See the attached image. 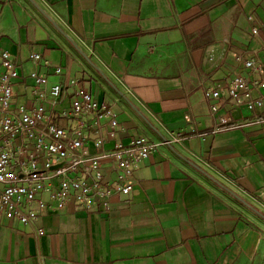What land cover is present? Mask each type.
<instances>
[{
  "label": "crops",
  "instance_id": "0c3cea01",
  "mask_svg": "<svg viewBox=\"0 0 264 264\" xmlns=\"http://www.w3.org/2000/svg\"><path fill=\"white\" fill-rule=\"evenodd\" d=\"M34 1L0 0V53L21 73L17 102L32 98L37 69L70 97L79 79L109 106L118 123L113 138L103 130L107 147L172 132L182 141L139 161L133 191L113 194L109 210L71 202L35 225L0 216V264H264V217L189 162L264 214V107L227 96L248 73L237 55L264 59V0ZM209 89L222 92L216 113ZM222 115L235 127L214 132ZM85 133L96 136L93 126Z\"/></svg>",
  "mask_w": 264,
  "mask_h": 264
},
{
  "label": "built area",
  "instance_id": "2783aa9c",
  "mask_svg": "<svg viewBox=\"0 0 264 264\" xmlns=\"http://www.w3.org/2000/svg\"><path fill=\"white\" fill-rule=\"evenodd\" d=\"M253 33H258L257 27ZM253 53L250 58L237 55L248 73L237 75L227 89L234 106L251 111L264 107V59L259 51ZM31 57L36 63L43 61L40 53ZM52 70L60 74L62 68ZM49 75L32 70L28 74L32 98L19 103L14 98L19 63L9 50L0 53V216L26 225H35L44 213L63 211L71 202L84 209L102 205L109 210L113 194L126 196L133 191L139 161L163 145L182 141L172 132L167 140L142 135L128 144L107 147L103 130L107 127L108 135L115 136L116 114L91 91L77 87L79 79L73 80L70 97L64 86L50 82ZM206 95L216 113L221 90L209 89ZM67 100L69 106L61 107ZM88 126L94 127L95 137L85 133ZM234 127L231 118L222 115L214 132ZM109 173L114 175L107 179Z\"/></svg>",
  "mask_w": 264,
  "mask_h": 264
},
{
  "label": "water",
  "instance_id": "95a60500",
  "mask_svg": "<svg viewBox=\"0 0 264 264\" xmlns=\"http://www.w3.org/2000/svg\"><path fill=\"white\" fill-rule=\"evenodd\" d=\"M35 5L36 2L34 0H31ZM59 28V27H58ZM61 30V29H59ZM62 31V30H61ZM63 32V31H62ZM66 34V33H65ZM66 36L71 40V42L75 45V47L83 54V56H85L87 58V60L93 65L96 66L93 61L91 60V58L89 56H87V54L78 46V44L68 35L66 34ZM148 121V120H147ZM149 122V121H148ZM165 140H167L165 138ZM171 145V144H170ZM189 162L195 167L197 168L199 171H201L202 173H204L206 176L210 177L211 179H213L214 181H216L217 183H219L222 187H224L226 190H228L231 194H233L236 198H238L240 201H242L244 204H246L247 206H249L251 209H253L254 211H256L258 214H260L261 216L264 217V214L262 212H260L257 208H255L252 204H250L247 200H245L244 198H242L240 195H238L237 193H235L234 191H232L231 189L227 188L226 186L222 185L220 182H218L216 179H214L213 176H211L204 168H202L200 165L192 162L189 160Z\"/></svg>",
  "mask_w": 264,
  "mask_h": 264
},
{
  "label": "rangeland",
  "instance_id": "374dc122",
  "mask_svg": "<svg viewBox=\"0 0 264 264\" xmlns=\"http://www.w3.org/2000/svg\"><path fill=\"white\" fill-rule=\"evenodd\" d=\"M60 125H62V126H65L66 125V122H64V121H60V120H58L57 121Z\"/></svg>",
  "mask_w": 264,
  "mask_h": 264
}]
</instances>
